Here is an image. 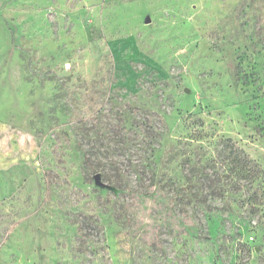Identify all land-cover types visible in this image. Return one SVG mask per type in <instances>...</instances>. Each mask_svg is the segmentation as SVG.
I'll return each instance as SVG.
<instances>
[{
	"label": "rangeland",
	"instance_id": "rangeland-1",
	"mask_svg": "<svg viewBox=\"0 0 264 264\" xmlns=\"http://www.w3.org/2000/svg\"><path fill=\"white\" fill-rule=\"evenodd\" d=\"M229 141L264 172V0H0V264H264Z\"/></svg>",
	"mask_w": 264,
	"mask_h": 264
},
{
	"label": "trees",
	"instance_id": "trees-1",
	"mask_svg": "<svg viewBox=\"0 0 264 264\" xmlns=\"http://www.w3.org/2000/svg\"><path fill=\"white\" fill-rule=\"evenodd\" d=\"M143 136L139 137L140 144L147 148H153L158 145L160 142L159 136L155 134L152 127L150 125H146L143 127ZM229 147L231 148V152L235 157L238 167L240 171L247 176L250 180H256L260 178L264 172L259 168L255 161H253L248 154H246L243 150L235 147L232 142H227Z\"/></svg>",
	"mask_w": 264,
	"mask_h": 264
},
{
	"label": "water",
	"instance_id": "water-1",
	"mask_svg": "<svg viewBox=\"0 0 264 264\" xmlns=\"http://www.w3.org/2000/svg\"><path fill=\"white\" fill-rule=\"evenodd\" d=\"M147 23L149 24L150 23V19H147ZM186 93H190L189 90H186ZM94 180H95V184L101 188H107V189H110L109 186H107L103 181H102V177L100 174H96L94 176Z\"/></svg>",
	"mask_w": 264,
	"mask_h": 264
}]
</instances>
